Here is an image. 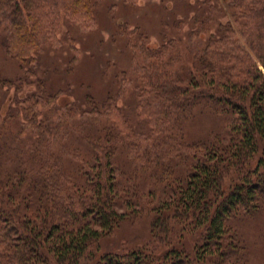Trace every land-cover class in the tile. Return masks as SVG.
Masks as SVG:
<instances>
[{
	"label": "trees",
	"instance_id": "trees-1",
	"mask_svg": "<svg viewBox=\"0 0 264 264\" xmlns=\"http://www.w3.org/2000/svg\"><path fill=\"white\" fill-rule=\"evenodd\" d=\"M97 1L0 0L1 52L34 86L0 105V264H251L246 229L264 249V0H233L226 22L197 0L184 44L151 48L125 26L130 70L78 103L41 59L64 22L96 27ZM66 35L64 78L79 59ZM144 222V245L102 249Z\"/></svg>",
	"mask_w": 264,
	"mask_h": 264
},
{
	"label": "rangeland",
	"instance_id": "rangeland-1",
	"mask_svg": "<svg viewBox=\"0 0 264 264\" xmlns=\"http://www.w3.org/2000/svg\"><path fill=\"white\" fill-rule=\"evenodd\" d=\"M232 1H215L222 10L217 15L222 22L230 20L228 3ZM197 7V0H98L95 7L96 27L91 31H80L64 22L59 33L62 48L56 51L48 49L41 59L43 67L53 72L50 81L54 90L60 87L70 88L69 100L78 103L83 101L87 92L99 101L104 99L108 91L115 94L122 72L129 71L132 64L130 52L126 47L127 40L121 36L122 29L126 26L129 32L139 31L151 48L160 46L164 36L181 39L184 44V37L192 28L193 17L200 14ZM178 20L184 22L179 30L175 28ZM67 32H70V37L74 39L75 47L79 50V59L72 74L64 78L59 75L66 69L69 60ZM19 75L16 65L5 58L0 49V105L3 108L16 98H22L34 90V86L14 82ZM2 80L13 81V85H1ZM80 85L83 87H79ZM132 103L131 90H128L123 99L118 100V104L123 106ZM127 228L118 235L119 242L112 243L110 247L109 243H105L102 249L115 250L124 240L131 247H140L146 243L148 224L144 222L132 229L126 230ZM245 234L255 242L251 249V264H264V249L258 242L260 238H256V231L246 229ZM194 240L193 237L186 238L188 248L192 247Z\"/></svg>",
	"mask_w": 264,
	"mask_h": 264
}]
</instances>
